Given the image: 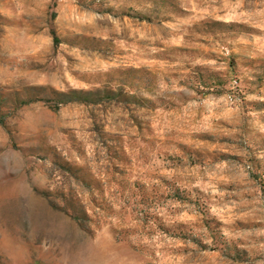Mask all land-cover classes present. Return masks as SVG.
Listing matches in <instances>:
<instances>
[{
	"label": "rangeland",
	"instance_id": "obj_1",
	"mask_svg": "<svg viewBox=\"0 0 264 264\" xmlns=\"http://www.w3.org/2000/svg\"><path fill=\"white\" fill-rule=\"evenodd\" d=\"M0 264H264V0H0Z\"/></svg>",
	"mask_w": 264,
	"mask_h": 264
}]
</instances>
